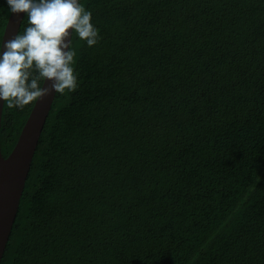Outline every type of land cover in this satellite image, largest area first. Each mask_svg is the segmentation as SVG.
<instances>
[{
  "label": "trees",
  "instance_id": "trees-1",
  "mask_svg": "<svg viewBox=\"0 0 264 264\" xmlns=\"http://www.w3.org/2000/svg\"><path fill=\"white\" fill-rule=\"evenodd\" d=\"M79 3L100 39L72 29L0 264H264V0Z\"/></svg>",
  "mask_w": 264,
  "mask_h": 264
},
{
  "label": "clouds",
  "instance_id": "clouds-1",
  "mask_svg": "<svg viewBox=\"0 0 264 264\" xmlns=\"http://www.w3.org/2000/svg\"><path fill=\"white\" fill-rule=\"evenodd\" d=\"M7 4L12 14L26 13L29 26L7 40L0 52V100L9 109L22 110L37 98L75 91L79 73L72 67L70 30L89 47L96 45L99 30L91 11L79 0H7ZM46 81L49 86L41 87Z\"/></svg>",
  "mask_w": 264,
  "mask_h": 264
},
{
  "label": "water",
  "instance_id": "water-1",
  "mask_svg": "<svg viewBox=\"0 0 264 264\" xmlns=\"http://www.w3.org/2000/svg\"><path fill=\"white\" fill-rule=\"evenodd\" d=\"M23 16L24 13L16 15L10 12L3 30L0 52L3 51L4 43L17 35ZM70 33L72 35V29ZM49 84L50 82L46 81L41 87H48ZM54 96L55 93L42 99L37 98L9 154L4 157L0 149V261L16 217L31 160ZM3 103L4 101L0 100V124Z\"/></svg>",
  "mask_w": 264,
  "mask_h": 264
}]
</instances>
